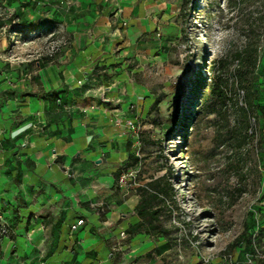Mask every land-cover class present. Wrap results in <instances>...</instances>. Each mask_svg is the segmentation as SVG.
<instances>
[{
	"label": "crops",
	"instance_id": "0c3cea01",
	"mask_svg": "<svg viewBox=\"0 0 264 264\" xmlns=\"http://www.w3.org/2000/svg\"><path fill=\"white\" fill-rule=\"evenodd\" d=\"M17 3L29 19L56 21L44 34L71 44L61 60L42 54L31 64L11 62L9 75L0 61V216L15 230L3 241L0 264H152L161 242L139 231L140 197L127 200L119 182L132 154L126 120L147 100L131 75L169 52L168 6L0 0V25L15 24L3 7L17 12ZM7 32L1 29L0 38ZM120 250L128 251L122 263Z\"/></svg>",
	"mask_w": 264,
	"mask_h": 264
},
{
	"label": "rangeland",
	"instance_id": "374dc122",
	"mask_svg": "<svg viewBox=\"0 0 264 264\" xmlns=\"http://www.w3.org/2000/svg\"><path fill=\"white\" fill-rule=\"evenodd\" d=\"M163 2L169 52L154 68L131 75L147 100L132 118V154L119 190L127 200L138 197L140 186L174 169L176 194L158 227L159 257L152 264H264V38L256 74L255 136L241 152L243 161L217 142L212 102L204 100L214 64L243 48L247 23L264 16V0ZM18 5L13 7L17 12L3 7L16 20L12 27L8 20L0 25L8 30L0 38L3 75L15 72L11 62H35L56 40L44 34L56 28V21L29 19ZM118 252L122 263L128 251Z\"/></svg>",
	"mask_w": 264,
	"mask_h": 264
},
{
	"label": "trees",
	"instance_id": "16d2710c",
	"mask_svg": "<svg viewBox=\"0 0 264 264\" xmlns=\"http://www.w3.org/2000/svg\"><path fill=\"white\" fill-rule=\"evenodd\" d=\"M247 25L249 30L243 48L232 59L221 58L214 64L210 91L204 99L212 102L217 142L230 147L232 157L242 161V150L251 145L255 136L252 121L259 93L256 74L261 61L264 16ZM173 179L174 169L171 167L163 177L153 179L136 190L140 200L135 210L143 221L139 231L158 237V227L169 211L168 201L173 200L176 194ZM161 233L169 234L166 230Z\"/></svg>",
	"mask_w": 264,
	"mask_h": 264
},
{
	"label": "built area",
	"instance_id": "2783aa9c",
	"mask_svg": "<svg viewBox=\"0 0 264 264\" xmlns=\"http://www.w3.org/2000/svg\"><path fill=\"white\" fill-rule=\"evenodd\" d=\"M70 44H71V40L67 37L53 40L51 43L48 44L47 56L53 59L60 58L61 60L62 53L67 47L70 46ZM101 97L105 102L111 103V101L105 97L104 92H102ZM126 126L131 131L135 130L136 128L135 122L132 119L126 120ZM97 207L100 209L101 212H104L105 209L108 208L106 202H101L97 204ZM0 222H1L0 223V251H1V249L3 248V241L7 238H10L12 235H14L15 230H14L13 225L8 220H6L2 215L0 216ZM108 223L109 221H107L104 225H108ZM126 238L127 237L123 235L122 240H126ZM116 248L120 249V247H116Z\"/></svg>",
	"mask_w": 264,
	"mask_h": 264
}]
</instances>
